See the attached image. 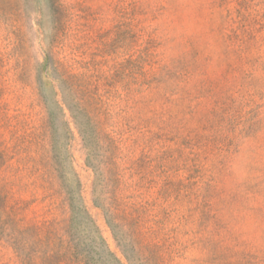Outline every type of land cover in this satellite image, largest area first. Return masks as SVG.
Instances as JSON below:
<instances>
[{"label": "rangeland", "instance_id": "obj_1", "mask_svg": "<svg viewBox=\"0 0 264 264\" xmlns=\"http://www.w3.org/2000/svg\"><path fill=\"white\" fill-rule=\"evenodd\" d=\"M0 264H264V0H0Z\"/></svg>", "mask_w": 264, "mask_h": 264}]
</instances>
